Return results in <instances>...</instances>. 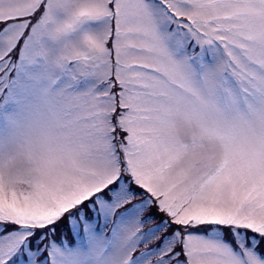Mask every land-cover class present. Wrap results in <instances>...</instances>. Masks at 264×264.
<instances>
[{
	"label": "snow or ice",
	"instance_id": "obj_1",
	"mask_svg": "<svg viewBox=\"0 0 264 264\" xmlns=\"http://www.w3.org/2000/svg\"><path fill=\"white\" fill-rule=\"evenodd\" d=\"M0 264H264V0H0Z\"/></svg>",
	"mask_w": 264,
	"mask_h": 264
}]
</instances>
